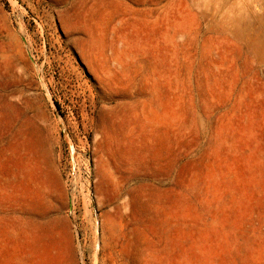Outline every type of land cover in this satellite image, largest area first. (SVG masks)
Listing matches in <instances>:
<instances>
[{
  "label": "rangeland",
  "instance_id": "1",
  "mask_svg": "<svg viewBox=\"0 0 264 264\" xmlns=\"http://www.w3.org/2000/svg\"><path fill=\"white\" fill-rule=\"evenodd\" d=\"M264 0H0V264H264Z\"/></svg>",
  "mask_w": 264,
  "mask_h": 264
},
{
  "label": "bare ground",
  "instance_id": "2",
  "mask_svg": "<svg viewBox=\"0 0 264 264\" xmlns=\"http://www.w3.org/2000/svg\"><path fill=\"white\" fill-rule=\"evenodd\" d=\"M261 32L257 36V38L250 39L248 41V47L252 50L255 51L259 58L264 59V25L259 27Z\"/></svg>",
  "mask_w": 264,
  "mask_h": 264
}]
</instances>
